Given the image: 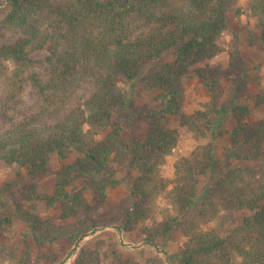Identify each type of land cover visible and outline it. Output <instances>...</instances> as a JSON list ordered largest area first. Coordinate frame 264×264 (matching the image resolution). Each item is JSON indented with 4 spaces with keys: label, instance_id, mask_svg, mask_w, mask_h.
I'll use <instances>...</instances> for the list:
<instances>
[{
    "label": "trees",
    "instance_id": "obj_1",
    "mask_svg": "<svg viewBox=\"0 0 264 264\" xmlns=\"http://www.w3.org/2000/svg\"><path fill=\"white\" fill-rule=\"evenodd\" d=\"M226 4L0 0V165L13 170L0 185V263L58 264L62 240L78 246L105 224L136 230L167 264H264V120L250 121L252 110H264V94L252 104L243 97L248 84L260 85L254 72L260 63L243 62L239 49L251 33H233L225 73L209 65L222 52ZM247 7L264 54V0ZM169 52L173 60L162 62ZM191 78L207 99L187 115L182 106ZM124 82H140L152 95L151 107L133 116L145 124L142 140L124 139L131 100L119 92ZM178 127L226 145L220 153L211 144L197 146L166 182L159 170ZM52 155L59 166L51 194L25 190L26 179L48 175ZM130 169L136 176L128 180V202L105 210L118 173ZM163 193L169 209L158 219L153 206ZM41 199L53 218L22 203ZM176 230L185 241L169 253L166 243ZM108 236L80 244L71 264L106 258L136 264ZM142 264L164 262L155 257Z\"/></svg>",
    "mask_w": 264,
    "mask_h": 264
},
{
    "label": "rangeland",
    "instance_id": "obj_2",
    "mask_svg": "<svg viewBox=\"0 0 264 264\" xmlns=\"http://www.w3.org/2000/svg\"><path fill=\"white\" fill-rule=\"evenodd\" d=\"M250 0H227L226 4V19L228 24V29L219 39V46L222 49V52L209 61L211 68L219 70L221 73L227 71L228 65V51L236 42L233 38V33H244L250 32V36H245L246 38L242 41H239V49L242 52V61L249 64L260 63V69L254 71L257 74V77L260 78V85L248 84L245 97L249 104L255 101V96L264 94V54L259 51V48L256 45V39L253 35L256 29H254V21L251 18L248 11V3ZM173 60L172 52L164 54L162 62H168ZM224 91L227 92L228 85H224ZM119 92L125 98L131 99L127 105L126 115L123 119L129 120L130 123H126L124 126V139L128 140L131 137H135L139 140H142L145 137V124L140 121H137L133 118L135 112L142 111L151 107L152 95L145 92L143 89V84L140 82H124L119 84ZM207 96L203 89L201 88L199 82L195 78H191L186 84V90L184 94V101L182 106V112L184 114H193L195 111L201 110L203 103L206 101ZM264 120V110H252L250 121L257 122L258 120ZM171 127H177L175 120H172L170 123ZM178 141L175 147L172 149L169 155L166 156L164 163L161 165L159 170V177L166 182H170L174 178L175 165L182 159L188 157L197 146L202 144H211L217 150V153H220V150L223 146L226 145L225 140H219L212 135H207L206 137L195 136L194 132H190L187 128L178 127ZM49 173L48 175L38 177L35 181L29 182L26 179L25 190L34 191L37 196L49 195L52 192L53 182L55 178V173L58 169V163L55 155H52L49 163ZM13 174L12 169L5 168L3 165H0V185L3 182L10 178V175ZM136 176V173L133 170H125L119 172L117 179L119 185L116 188L109 190L107 206L106 209L116 208L121 204H126L128 202V180L133 179ZM31 185H34V189L31 188ZM17 194L16 198H22L23 192L21 189H15ZM24 207H27L29 210H34L42 219L44 218H53L54 214L47 210L45 202L41 199L38 201L30 202L28 200L22 202ZM169 207L166 204L164 193L156 198L155 204L153 206L154 215L159 219L160 213L164 211L165 208ZM103 210V209H101ZM239 213L234 214L232 220L236 221L238 219ZM237 222V221H236ZM114 235L115 241L118 243L120 249L124 252L132 253V257L135 260L136 264H142L145 260L155 259V257H160L164 264H167L164 259L160 248L156 246H151L146 244L143 241V236L139 234L136 230L131 233H124L122 230L110 226L102 225L97 229L91 231L87 237H85L81 243L74 245H69L66 240H62L56 247L55 254L57 255L58 264H71L75 258L76 253L78 252L80 244L86 243L87 241L94 239H106L109 236ZM185 238L179 230L174 231L170 239L166 243L165 250L169 253H175L179 247L182 246ZM164 249V248H163ZM7 264V263H0ZM37 264H46L39 262ZM101 264H111L110 258H106Z\"/></svg>",
    "mask_w": 264,
    "mask_h": 264
}]
</instances>
